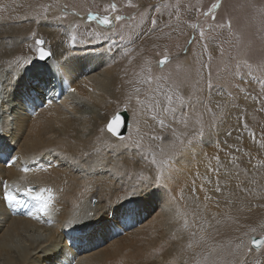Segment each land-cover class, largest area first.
I'll use <instances>...</instances> for the list:
<instances>
[{
  "label": "rangeland",
  "instance_id": "1",
  "mask_svg": "<svg viewBox=\"0 0 264 264\" xmlns=\"http://www.w3.org/2000/svg\"><path fill=\"white\" fill-rule=\"evenodd\" d=\"M112 2L117 3L119 14L129 18L127 21L119 23L113 21V27L116 29L115 34L111 30H105L102 25H98L94 20L87 19L89 11L93 14L103 13L105 6ZM214 2L215 0H132L133 4L140 5L139 8L133 9L127 6L126 0H0V32L3 27L23 25L28 26L27 29L29 30L26 31V35H22L24 39L19 38L17 43L19 47L14 54H11L8 60L9 63L3 64L5 67L0 73V75L2 74L0 78V144L4 145L5 149L11 146L13 149L14 146V149L9 152V159L15 157L14 153L17 147L11 137L14 131L19 132V130L16 131V115L21 116V114L16 112V115H10L6 118L4 109V99L8 97L5 85L8 80L7 76L12 69L17 70L14 77L16 85L12 91L13 96L15 94L19 98L18 92H25L26 94L19 99L25 101L28 98L27 92H30L31 101L27 99L29 107L32 105L40 107L41 104L47 102L43 98V103H41L39 97L32 94L34 86H32L33 79H30V76L34 77V73H31L34 70V65H41V63L34 62V56L36 55L34 39L35 37H43L45 41L43 46H49L52 55L53 40L58 39L57 45H64L68 50L84 49L87 52L94 51V56L101 55L102 57L103 55L104 57H110V59L113 58L112 61L116 62L117 69H121L123 72L126 69L128 77L124 81V86L126 84L127 86L123 88L124 90L114 88L116 90L115 96L107 98L109 111H106L108 114L101 120L99 131L105 129L107 124L104 123L105 118L108 117L109 121L110 117H113L116 112L126 109L129 118L124 137L131 136L132 139H126L131 147L126 146L122 149L124 151L132 149L131 151L139 152L138 154L143 159L145 156L147 157L144 161L148 163L154 152L159 159L160 150L156 147L159 141L153 140L151 137L154 135L170 136L171 128H176L178 134L183 132L184 129L182 125H177L171 115L161 116L156 112H147L146 105L153 99H160L163 102V96H157L158 86L160 90L167 92L174 83L194 82L197 79L196 70L200 68L198 61L201 58L202 45L208 43L209 52L212 54L211 78L214 87L212 89L205 87L203 92L198 93V95H202L208 106L218 115L221 110L217 109V102L223 105V118L218 120L216 126L211 128L208 127L206 122L203 136L193 140L191 144L193 146H190V148L199 146L198 154L203 151L206 154V161L209 163L211 160L214 165L221 167L220 172L224 169L228 170L226 173L228 176L221 175L220 172L218 176L214 174L216 179L221 181V184H219L222 190L221 196L219 195L220 192H217V194L214 191L212 193L213 197L210 194L212 191L209 192L208 196L206 195L209 197V199H206L207 207L209 206L210 209L213 207L212 209H216L217 212L219 210L220 213L218 212L216 215L207 213L204 220L200 218L188 221V226L181 228V231H183L180 235L186 237L188 246L191 243L194 248H198L199 252L196 254L198 256H195V262L198 259L202 260L204 253L208 251L207 244H211L216 247V252L211 254V258L215 260L216 264H241V262L242 264H264V248L252 249L251 252H246L245 249H236V245L241 241H244L245 248H248L250 247L249 238L251 236L264 235V111L259 110L264 107V104L257 102V99L264 100V83H262L264 76H261L255 70V67L264 61V15H261L260 12V9L264 8V0H221V7L217 10L216 23L230 21L231 27L217 29L210 33L208 24L211 23V18L197 13L195 7L189 10V6H198L203 12ZM157 3L179 4V24L173 8L169 7L164 10L162 15L156 13L154 8H148L149 5ZM46 4L53 7L47 13L48 19H42L41 17L45 15L42 5ZM64 5L68 6L67 9L63 7ZM146 9L149 15L142 20L139 13L145 12ZM76 13H79V15ZM133 15L136 16L135 21L131 20ZM152 15L159 16L160 20L159 26L154 31L150 30ZM55 16H62L63 19L56 20L53 18ZM79 16H84L87 20L84 22L77 18ZM73 19H77V22ZM122 24L124 27H121ZM165 24L170 26L165 27ZM192 24H196L197 28L193 29ZM10 29L13 30V28ZM201 29L204 30L207 37L204 41L200 39ZM105 31H107V35L103 34ZM98 32L101 35L97 36L96 33ZM32 33L36 34L35 37L32 36ZM73 36L76 37L75 42L72 40ZM220 46L224 48L223 57L219 52ZM127 49H131V51H127ZM165 55L169 57V60L161 67L157 62ZM25 59H30L31 63L24 65L27 70L22 71L14 62L23 64ZM203 60L208 61L207 55L203 56ZM237 61L241 63L247 61L252 64V75H245L244 73L247 70L244 69L234 79L228 77L224 72L225 65H234ZM97 67L98 64H96V69ZM104 67L105 65H103ZM53 68L56 69L57 66L53 65ZM5 71H8L7 75H5ZM22 73L23 76L26 75L24 78ZM68 73L72 75L71 79L73 81L71 82V79H68L70 75L68 78L64 76L59 78V74L57 76L49 75L53 76V79L48 80L49 85H56L57 82L56 87H59L60 90L58 92L62 94L64 92L63 87L66 91L65 94H60L57 101H60L61 97L64 99L65 95L73 90L72 84L81 83L86 76L83 73L79 74V71L74 74L68 70ZM148 75L153 77L151 84L142 82ZM203 76L207 80L209 69H203ZM158 77H168L169 79L157 81ZM27 78L28 81L25 82ZM137 88L140 89L139 96L143 104H138L135 100L137 95L135 89ZM190 90V88L185 87L183 94L187 95ZM129 97H133V99L129 100ZM253 97H257V99H253ZM233 105L235 106L233 107ZM14 106L18 107V102ZM202 109L203 105H200L197 111ZM95 110L96 113H99L101 108H95ZM187 110L185 109V111ZM209 116H211V113H209ZM161 118L165 120L166 124L171 125V128L162 129L159 125V119ZM5 119H8V122ZM176 119H179V114H177ZM245 124H247V127H245ZM153 130L155 134H153ZM191 131L190 127L188 130L189 135ZM253 133L255 139H253ZM136 142L143 144V150H138L133 146ZM107 144L103 143V146L98 149ZM215 157H219V163ZM232 160H235V168L230 163ZM5 161L3 160L1 163L7 165L8 160ZM23 162L25 161L20 159L18 164L22 165ZM207 168L208 166H206V172ZM235 173L239 176L236 181L233 178ZM141 176L137 177L141 178ZM231 180L235 182L232 183ZM32 185L36 186V184ZM8 186L14 187V184ZM94 186V190H96L98 186L96 184ZM233 188L237 189L239 193L237 204L233 203L232 197L228 194ZM96 195L95 192L90 193L88 197V201H90L89 212H84L85 218L76 220L74 223V228L81 227L82 232L78 235H81L83 241L78 243L77 241L67 242L69 246L73 244V251L77 246H81L80 248L88 252L92 247L99 245V248H106V244L114 243L147 244L153 238L159 239L162 228L156 222H152L151 217L146 218V215H140L141 206L140 209L136 207L131 212L130 208L127 213L115 210L107 214L103 213L106 206ZM154 199L157 198L154 197ZM232 206L238 207V209L232 210ZM29 208L31 207L29 206ZM121 208L124 209L125 206L123 205ZM153 208L155 209V206ZM213 215L216 220L213 219ZM124 219H132V225L129 227V221L127 223ZM195 220H198L200 224L197 225ZM70 232L71 230L67 231V233ZM44 233L42 232L43 237ZM152 233L154 234L152 235ZM173 233L175 234L174 231ZM192 233H195V236ZM201 235L205 237V242L197 244L196 241L200 239ZM113 240L114 243H111ZM85 241L86 243H83ZM64 247L60 244L54 254L52 251L50 252L52 264L63 256ZM67 257L70 256L67 255ZM38 261L41 264L48 263L41 258L36 260V262Z\"/></svg>",
  "mask_w": 264,
  "mask_h": 264
},
{
  "label": "bare ground",
  "instance_id": "2",
  "mask_svg": "<svg viewBox=\"0 0 264 264\" xmlns=\"http://www.w3.org/2000/svg\"><path fill=\"white\" fill-rule=\"evenodd\" d=\"M77 18L84 22L87 20L84 16ZM73 20L77 22V19ZM10 28L13 30L11 31ZM27 28L26 25L1 28L0 73L5 67L3 64L9 63L11 54H14L19 47L17 45L19 38L24 39L22 35H26ZM23 41L25 42V40ZM53 41L51 62L35 64L34 70L31 71L35 77L32 83L34 85L32 94L37 97L38 92H43V98L47 101L43 104L39 102L40 107L38 105L29 107L27 99L31 101L30 92H27L28 98L25 101L19 100L26 94L25 92H18L19 98L15 94L13 96L12 91L16 85L14 77L17 70L12 69L9 74L8 71L4 72L5 75L8 74L5 85L8 97L4 99L5 117L14 116L16 112L21 116L16 115V131L19 130L20 133L14 131L11 137L17 147L15 153L13 152L14 156L19 157V160L13 167L3 165L0 160V181L6 182V185L24 183L21 177L26 176L27 182L31 184L51 187L55 201L50 218L51 223L48 222L49 218L47 217L33 219L26 214L33 201L23 193H16L18 198L24 201V204L19 205L15 210H9L7 205L0 203V264H41L39 261L36 262L40 258L44 262H48L47 264H52L50 252L52 251L54 254L60 244L65 246L63 257L71 256V259L68 260L71 264H196L194 259L199 252L198 248H194V245L188 246L186 237L181 236L183 231L181 228L185 226V220L187 222L200 218L204 220L207 213L218 214L219 210L217 212L216 209H212L213 207L210 209L206 205V180L212 183L213 189L217 184H221V181L217 180L214 175L218 176L214 170L219 168L220 172L221 167L214 165L211 160L208 163L206 154L203 151H199L201 153L198 154L199 146H194L175 162L171 175L161 188L157 199L152 197L137 201L135 197H127V193L132 191L133 186L140 179L137 176L149 174L147 171L148 162L144 161L138 154L139 152L131 151L132 149L131 152L124 151L122 148L125 146L121 145V141L112 137L106 130L99 131L101 120L108 114L106 111L109 104L107 106L108 101L106 100L108 97L115 96L116 88L124 90L123 88L127 86V84L124 86V81L128 77L127 71L126 69L124 72L117 69L116 62L112 61L113 58L110 59L103 55L102 57L101 55L94 56V51L87 52L84 49L68 50L64 45H57L58 39ZM96 64H98L97 69ZM53 65L61 66L62 72L57 73V68L54 69ZM103 65H105L104 68ZM46 68H51L53 74L45 71ZM68 70L74 74L79 71V74L83 73L86 76L84 75L85 77L79 84L71 83L74 91H67L64 99L61 97L60 101H57L61 94L58 92L60 91L59 87H56L57 82L56 85L47 83V87L42 83L50 78L53 79V76L58 74L59 78L60 76L68 78L70 75ZM71 76L68 78L69 80ZM54 80L56 81V78ZM26 81L28 78L25 79ZM38 83L39 88H36ZM46 89L49 91H45ZM63 91L61 95L66 92L64 87ZM16 102H18V107L14 106ZM95 108H101L100 112L96 113ZM5 121L8 122V119ZM107 121L108 117L105 118L104 123L106 124ZM153 134H155L154 130ZM103 143H108L107 145H112V147L105 145L99 149L98 153L94 152V149L103 146ZM126 144L128 148L131 147L128 142ZM51 149L54 151H46ZM0 152H7V148L5 149L2 144H0ZM82 152L92 153L83 169L77 168L60 155L64 154L70 158L80 159L81 163H84V158L81 157ZM20 159H23L34 171L28 174L21 172L22 165L18 164ZM98 160L101 162L99 165L96 164ZM49 164L53 167L49 168ZM206 166H208L207 176ZM221 171L219 174L227 175L228 170ZM233 176L235 181L239 177L237 173ZM233 181L231 180L232 183ZM95 184L98 186L96 190H94ZM194 187L196 189L195 196L193 195ZM213 191L217 193L212 190L211 196ZM94 192L106 206L105 210L102 209L103 213L109 214L115 210L127 213L130 208L131 212L136 207L140 209L141 206L140 215H146V218L151 217L152 222H156L162 228L159 239L153 238L147 244H115L113 240L111 243L114 244H106V248H99V245L92 247L87 252L77 246L73 251L67 242L83 241L81 235H78L82 229H80L81 227L74 228V223L76 220L85 218L83 213L90 210L88 197L90 193ZM228 194L232 197L233 203L237 204L239 200L237 189L233 188ZM125 197L127 198L124 199ZM173 197L176 198L175 203L170 205L169 202ZM25 205L28 207L26 208ZM123 205L124 209L121 208ZM177 209L179 216L176 215ZM234 209L237 210L238 207L232 206V210ZM132 219H124L127 223L129 221V227L132 225ZM213 219L216 220V217L214 216ZM195 222L197 225L200 224L198 220ZM70 230L71 232L67 233ZM42 232H45L44 237ZM54 264H64V260H55Z\"/></svg>",
  "mask_w": 264,
  "mask_h": 264
},
{
  "label": "snow or ice",
  "instance_id": "3",
  "mask_svg": "<svg viewBox=\"0 0 264 264\" xmlns=\"http://www.w3.org/2000/svg\"><path fill=\"white\" fill-rule=\"evenodd\" d=\"M127 6L133 9L139 8L140 5L133 4L132 0H126ZM44 9L45 15H43L42 19H48L47 13L51 10L53 7L52 5H42ZM65 9H67V5L63 6ZM169 7L173 8L176 12L177 16V23L179 24V4L176 5H168V4H161L157 3L155 5H149L148 8H154L155 12L158 14H163V11L168 9ZM195 7V11L199 14H202L205 17L211 18V23L208 24L209 32H214L217 29H224L226 27L230 28L231 24L230 21L227 23H216L217 21V10L221 7V0H215L214 3L211 4L210 7L206 9V11L201 12V9L198 6L190 5L189 10ZM261 15H264V8L260 9ZM79 15V13H76ZM142 20L146 19L149 13L147 12V9L145 12L139 13ZM171 18V13L169 14ZM56 20H62V16H55L53 17ZM87 19L92 21L94 20L98 25H102L105 30H111L113 34H115L116 29L113 27V21L121 22V21H127L129 18L121 15L118 13V5L115 2L108 3L105 6V9L103 13L99 14H93L91 11L87 13ZM131 20L135 21L136 16H131ZM160 20L159 16L152 15L151 17V27L150 30L154 31L156 27L159 26ZM165 27H169V24H165ZM75 27V25H73ZM121 27H124L122 24ZM191 27L193 29L197 28L196 24H192ZM103 34L107 35V31H105ZM35 33H32V36L35 37ZM97 36L101 35V33H96ZM200 39L202 41L206 40L207 37L205 36V32L203 29L200 30ZM76 37L73 36L72 40L75 42ZM43 39H35V48L34 51L36 52L37 56L40 60H46V58L50 57L52 54L49 50L43 47L44 45ZM191 43V41H189ZM127 51H131V49H127ZM220 55L223 57L224 55V48L222 46L219 47ZM207 55L208 61L205 62L203 60V56ZM169 60V57L165 55L163 58H161L157 63L159 66H163L165 63H167ZM211 60H212V54L209 52V45L208 43H204L202 45V53L201 58L198 61L200 63V68L196 70V76L197 79L192 82H182L180 84H173L170 86L169 90L167 92H163L159 89L157 90V96L162 95L163 96V102L160 99H153L151 100L147 105L146 109L147 112H156L158 115L166 116L171 115L172 118L176 121L177 125H182L184 131L179 133L177 132L176 128H171V125L166 124L165 120L163 118L159 119V125L162 129H169L171 128V134L169 135H160V136H152L151 139L159 141V143L156 145L157 148H159V159L157 158V154L154 152L152 154V159L148 163V173L147 175H142L141 178L137 181V183L133 186L132 191H129L127 193V197H135L137 201L139 200H146L148 198L157 197L161 188H163L166 180L170 177L171 172L173 170V167L175 165V162L184 155L190 148L192 141L196 140L199 137H202L204 134V127L205 123L207 122L208 127H214L216 126V122L218 120H221L223 118V105H221L219 102H217V109H220L221 112L218 115L216 112H213V110L208 106V103L204 100L202 95H198V93H202L204 88L212 89L214 87L213 80L211 78ZM16 63L17 67L21 68L22 70H27L24 68V65L30 64V59H25L23 61V64H19V62ZM65 68L67 66H64ZM203 69H209V76L207 80L204 79L203 76ZM246 69L247 71L244 73L245 75H252L253 65L248 63L247 61L241 63L240 61H237L234 65L232 64H226L224 68V72L228 77L235 78L241 74V71ZM255 70L261 74V76H264V61H262L259 65L255 67ZM45 71H47L49 74L52 73L51 68H46ZM57 73L62 72L61 66H57L56 69ZM160 79L167 80L168 77H158L157 81ZM153 81V77L151 75H148L143 83L151 84ZM48 81L44 82L45 87H47ZM264 83V81H262ZM187 87L191 90L188 92L187 95L183 94V89ZM36 88H39V83L36 85ZM74 91V89L72 90ZM151 91V89H150ZM135 92L137 95L135 96V100L138 104H143V101L140 99L139 92L140 89H135ZM43 92H38V97L40 99V102L43 103ZM133 99V97H129V100ZM253 99H257V97H253ZM258 103L264 104V100L257 99ZM200 105H203V109L201 111H197L198 107ZM47 106V105H45ZM235 105H233L234 107ZM185 109H188L185 111ZM260 111H264V107H261L259 109ZM209 113H211V116H209ZM177 114H179V119H176ZM155 118V117H154ZM124 126V121L121 120L119 115H114L105 125V129L107 133H109L112 137L118 139L121 141L122 146H127L126 139L131 140L132 137L129 136L125 138L121 132V127ZM191 127V134L189 135V128ZM245 127H247V124H245ZM231 135V133H229ZM253 139H255V134L253 133ZM187 141V142H186ZM109 147H112V145H108ZM138 150H143L144 146L141 142H136L133 145ZM46 151H54V149L46 150ZM94 152L98 153L99 149H94ZM10 155V153H9ZM64 160L70 161L72 164H74L77 168L83 169L84 164L88 163V158L92 155L90 152H82L81 157L84 158V163H81L80 159L76 158H70L64 154H60ZM32 159H35V157H32ZM144 159H147L145 156ZM217 162L219 163V157H215ZM17 160H19V157H12L7 161L8 167L15 166ZM101 162L98 160L96 161V164L99 165ZM230 163L235 166V160L230 161ZM91 166V165H90ZM49 168L53 167L51 164L48 166ZM47 171V169H44ZM212 170V169H210ZM20 171L28 174L31 171H34L30 166L27 165L26 162L22 163V166L20 168ZM217 173H219V168L215 169ZM21 180L24 181V183H16L13 186L6 185V182L0 181V203H6L7 208L9 210H15L19 205L24 204V201L20 200L16 193H23L26 197L31 198L33 201V204L31 206V210L27 211L26 214L33 218V219H40L41 217H47L48 222L51 223V216L53 213V205L55 201V195L53 193V189L48 186H34L30 182H27L26 176L21 177ZM203 188V186H201ZM216 192H221V188L219 187V184H217L215 188ZM196 189L193 188V195L195 196ZM125 197L124 199H126ZM199 199L198 197H196ZM175 197H173L169 204L172 205L175 203ZM205 199H209V197H205ZM131 202V201H130ZM27 208L28 206L25 205ZM171 210V209H170ZM176 215L179 216V210L177 209ZM185 226H187V221L185 220ZM193 236H195V233H192ZM205 242V237L201 235L200 239L196 241L197 244ZM249 243L251 247L245 248L244 241H241L239 244L236 245V249H245L246 252H251L252 248L261 249L264 248V235H261L259 237L251 236L249 238ZM189 247H192V244H189ZM219 247V245H217ZM208 251L204 253L202 260H197L196 264H216L215 260L211 258V254L216 252V247H213L211 244H207ZM242 264V262H241Z\"/></svg>",
  "mask_w": 264,
  "mask_h": 264
},
{
  "label": "water",
  "instance_id": "4",
  "mask_svg": "<svg viewBox=\"0 0 264 264\" xmlns=\"http://www.w3.org/2000/svg\"><path fill=\"white\" fill-rule=\"evenodd\" d=\"M35 39H43L44 40L43 37H35ZM35 39H34V44H35ZM44 48H46L47 50L50 51L49 46L48 47H44ZM51 54H52V52H51ZM52 57H53V55H51L50 57L46 58V60H40L39 57L36 54L34 56V62L41 63V64H45L48 61H50ZM115 115H119L120 118H121V120L124 121V126H122L121 129H120L121 134L124 136L125 133H126V130H127V125H128V118H129L128 112L126 111V109H122V110H119L118 112H116ZM207 173L208 172H206V176H207ZM212 189H213L212 183H210V182H208L206 180V192H207V196L209 195V192L212 191ZM256 237H259V236H256ZM249 245H250V243H249ZM250 247H251V245H250ZM252 249H255L256 250V248H252ZM252 252H254V251H252Z\"/></svg>",
  "mask_w": 264,
  "mask_h": 264
}]
</instances>
